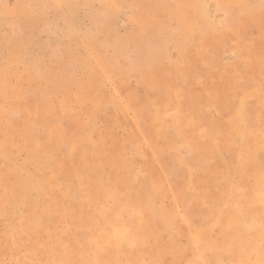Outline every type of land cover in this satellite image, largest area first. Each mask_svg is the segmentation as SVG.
<instances>
[{"label": "rangeland", "instance_id": "374dc122", "mask_svg": "<svg viewBox=\"0 0 264 264\" xmlns=\"http://www.w3.org/2000/svg\"><path fill=\"white\" fill-rule=\"evenodd\" d=\"M209 1L196 7L203 18ZM151 7L170 25L186 13L181 0H0V264H163L143 258L167 251L227 264L209 257L243 252L220 240H242L246 214L211 195V142L233 123L241 145L264 122L230 119L245 102L257 111L231 64L264 69V34L221 24L214 53L207 35L192 40L201 79L186 83L142 50L135 59V23L145 27ZM151 141L166 144L154 164Z\"/></svg>", "mask_w": 264, "mask_h": 264}, {"label": "crops", "instance_id": "0c3cea01", "mask_svg": "<svg viewBox=\"0 0 264 264\" xmlns=\"http://www.w3.org/2000/svg\"><path fill=\"white\" fill-rule=\"evenodd\" d=\"M209 3L211 4L210 8L206 7V12L204 11L206 14L203 18L201 15L203 12L198 13L196 7L199 8L206 4L205 0L202 3L199 0H181L186 13L182 17L172 19L171 25L167 22L168 13L166 11L159 13V7H156L157 10H153L151 7L152 11L144 15L145 27L135 23V59L139 60L142 50L153 70L169 73L177 67L185 72L183 76L189 78L185 81L186 83H198L201 79L199 76H195V80L191 78L193 73L195 74L192 65L196 64L197 66L195 61L199 58L193 53L203 49L201 44H196L202 41L201 36L207 35L208 46L206 45L205 50L213 53L219 51L214 45V37L220 33L221 24L225 26V29L228 28V34H236L233 29L236 28L234 23L237 22L240 24L238 27L243 36H263L264 0H211ZM202 9L204 10V7ZM143 30L149 39L145 43L141 41ZM192 40L196 42L194 47L191 45ZM248 40L250 41V38ZM251 46L250 43L243 46L238 45L233 50L246 52L252 49ZM257 50L264 51V48ZM176 61L177 64H174L173 62ZM205 66H208L213 74L217 64L215 61H208ZM259 66L258 62L244 58L238 61L234 60L231 64V75H242L246 84L243 95L250 103L257 104V111L252 113L245 102L238 108L236 107L230 119H247L255 116L256 121H263L261 119L264 117V69ZM205 82L211 81L207 79ZM228 124L229 129L224 134L219 132L217 135V132L213 131L211 195L215 198L226 197L228 209L232 210V206H234L238 210H242L244 215L246 214V219L243 220L242 240L236 241L230 235L220 239L222 242L233 243L237 248H239L238 244L242 243L243 252L237 253V255L232 252L221 256L213 253L209 259L213 263L225 259L227 264H264V122L250 124L249 127L245 126L248 132L253 131L255 135L241 141V145H239L240 142H234L235 133L239 132L241 127L235 129V124ZM149 146L151 152L145 160L154 164L156 162V157L153 155L154 150L157 146L166 147V144H161L158 141L152 143L151 141ZM238 148H242V158H236V154L232 153ZM166 242L165 239L164 243ZM159 254L154 253L152 257L143 259L161 258L163 264H177V261H180L179 264H186L185 260L188 259L182 252L174 257L171 251Z\"/></svg>", "mask_w": 264, "mask_h": 264}]
</instances>
